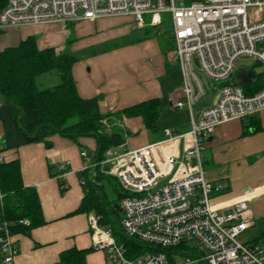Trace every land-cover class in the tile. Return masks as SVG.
I'll return each mask as SVG.
<instances>
[{
  "label": "built area",
  "instance_id": "2783aa9c",
  "mask_svg": "<svg viewBox=\"0 0 264 264\" xmlns=\"http://www.w3.org/2000/svg\"><path fill=\"white\" fill-rule=\"evenodd\" d=\"M176 3L7 0L0 12V30L116 16L130 17L138 27H143L148 18L150 26L158 27L161 16L167 14L172 60L181 75L179 97L171 108L186 110L188 130L176 134L164 129L163 140L102 163H109L107 173L116 180L121 194L119 231L125 238L154 250L129 258L112 229L101 225L99 215L89 213L86 222L91 249L103 253L109 264H170V257L180 258V264H264V250L259 245L237 240L254 225L248 201L214 206L210 200L213 187L205 178L202 164L204 139L217 127L234 120L241 122L264 110V84L252 96H246L239 85L232 84L239 62L252 61L264 66V50L259 48L264 41V0ZM207 91L214 102L195 110ZM168 145L172 152L164 151ZM79 156L86 162L83 171L95 167L85 151H80ZM19 223L28 224L27 220ZM185 245L180 250L187 249L189 255L175 253ZM18 252L7 223H0V264H15Z\"/></svg>",
  "mask_w": 264,
  "mask_h": 264
},
{
  "label": "crops",
  "instance_id": "0c3cea01",
  "mask_svg": "<svg viewBox=\"0 0 264 264\" xmlns=\"http://www.w3.org/2000/svg\"><path fill=\"white\" fill-rule=\"evenodd\" d=\"M163 19L169 16L163 14L161 24ZM0 31V51L32 37L40 50L53 48L57 53L67 52L74 57L72 76L77 95L83 100L98 98L97 107L102 115L151 99L171 107L179 97L181 75L172 60L171 37L170 40H156L158 27L150 26L148 18L143 27H138L130 17L116 16L66 25L10 26ZM138 31H142L143 40H124ZM258 66L253 67L252 63L250 67L237 68L232 84L237 81L240 87L254 84L256 75L264 73L254 71ZM257 118L259 132L244 135L241 122L230 121L204 139L202 150L205 178L213 187L211 203L221 207L245 199L253 216L254 207L256 214H264V208L261 211L258 208L264 198V110ZM101 123L107 132L117 130L124 134L123 145L114 149L119 153L163 140V131L160 136L158 132L149 133L140 118L113 115ZM169 130L184 133L188 125ZM48 141L49 146L36 142L7 149L0 123V158L3 162H19L22 183L36 192L44 221L28 236L15 237L19 248L15 264H55L60 253L72 248L89 250L85 255L86 264H109L103 253L90 250L87 214L71 215L87 194L84 178L92 179L95 175V167L82 170L86 162L79 156L80 151L94 150V140L81 138L74 143L55 135ZM164 149L173 151L172 148ZM176 151L180 152V145ZM104 165L100 169L101 183L106 200L107 192L114 194L108 201L111 203L118 197L114 192V185L118 189V184L104 170ZM174 261L180 264V258Z\"/></svg>",
  "mask_w": 264,
  "mask_h": 264
},
{
  "label": "trees",
  "instance_id": "16d2710c",
  "mask_svg": "<svg viewBox=\"0 0 264 264\" xmlns=\"http://www.w3.org/2000/svg\"><path fill=\"white\" fill-rule=\"evenodd\" d=\"M189 4L192 0H183ZM7 0H0V12ZM1 34V31H0ZM75 58L67 52L57 53L53 48L38 49L36 40L29 37L17 46L0 51V123L4 132L5 147L17 148L36 142L49 146L48 139L60 136L77 143L81 138L94 140L95 148L87 155L95 164L92 179L84 178L88 191L77 210L71 215L94 213L101 217L100 223L110 227L117 242L126 248L129 258L151 252V246L134 239L125 238L118 229L119 214L114 209L121 198L109 203L105 199L103 176L100 169L106 161L109 150L124 143V134L120 131L107 132L102 120L113 115L140 118L144 128L151 134L157 133V118L160 102L151 99L111 114H100L98 98L83 100L76 92L72 76ZM260 63L254 62L253 67ZM55 74L59 83L53 87L40 89L37 80L43 75ZM264 73L256 75L254 84H245L241 88L246 96L256 94L263 86ZM243 134L253 135L260 131L257 115L241 121ZM0 223L6 222L13 237L28 236L32 229L44 224L41 207L32 188L23 185L20 165L17 160L0 164ZM27 220L28 224H20ZM15 241V240H14ZM254 241L249 244H257ZM179 247L176 254L189 255ZM92 251V249H90ZM89 250H66L59 254L55 264H86L85 255ZM166 253H170L166 251ZM170 264H175L170 257Z\"/></svg>",
  "mask_w": 264,
  "mask_h": 264
},
{
  "label": "rangeland",
  "instance_id": "374dc122",
  "mask_svg": "<svg viewBox=\"0 0 264 264\" xmlns=\"http://www.w3.org/2000/svg\"><path fill=\"white\" fill-rule=\"evenodd\" d=\"M176 1L178 4H184L183 0H176ZM157 32L158 33L156 34V37H155L156 40H170L171 32H170V26H169L168 19H163L162 24L158 26ZM142 36H143L142 31H138L136 32V35L132 34L124 40H143L144 38ZM165 44L169 48L170 46L169 43L167 42ZM259 48L264 50V41L260 44ZM177 68L178 66L176 67V70ZM254 71L256 72L264 71V66L260 64L258 67L254 68ZM58 83H59V80L55 74L43 75L39 77L37 80V86L40 89L53 87L57 85ZM180 83H181V79L178 84L179 87H180ZM188 121H189L188 114L185 109L176 110L174 108L168 107L167 104L162 102V104H160V113L157 118V129H158L157 135L160 136L164 128H169L171 130L181 129L188 125ZM121 154L122 153H119V150L111 149L106 154V160L116 158L117 156ZM113 195L114 194L112 192L111 193L107 192L106 194L107 201L113 199L114 198ZM254 206H256V204H254ZM262 207L264 208V198L258 204L259 211H261ZM254 213H255V216H253V220H254L253 227H251L250 229L245 231L243 234H241L237 238V240L241 243H252L254 241H257L258 243L256 245H259L264 250V214H256L257 212H255V207H254Z\"/></svg>",
  "mask_w": 264,
  "mask_h": 264
},
{
  "label": "water",
  "instance_id": "95a60500",
  "mask_svg": "<svg viewBox=\"0 0 264 264\" xmlns=\"http://www.w3.org/2000/svg\"><path fill=\"white\" fill-rule=\"evenodd\" d=\"M252 61H241L237 64V68H242V67H250L252 65ZM204 86L206 87L207 86V83L205 81V79L202 80ZM233 85H240V83L237 81V82H234ZM207 90V89H206ZM215 99V98H214ZM214 99H213V96L210 92L207 91V94L205 96H203L195 105V110L199 111L202 107H205V106H208L211 104V101L214 102ZM109 167V163H106L104 165V170H107ZM114 209L115 211L119 214V218H121V215H120V209L118 207V205H114Z\"/></svg>",
  "mask_w": 264,
  "mask_h": 264
},
{
  "label": "bare ground",
  "instance_id": "6f19581e",
  "mask_svg": "<svg viewBox=\"0 0 264 264\" xmlns=\"http://www.w3.org/2000/svg\"><path fill=\"white\" fill-rule=\"evenodd\" d=\"M165 147H167V148H170V145H168V146H165Z\"/></svg>",
  "mask_w": 264,
  "mask_h": 264
}]
</instances>
